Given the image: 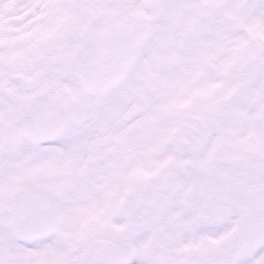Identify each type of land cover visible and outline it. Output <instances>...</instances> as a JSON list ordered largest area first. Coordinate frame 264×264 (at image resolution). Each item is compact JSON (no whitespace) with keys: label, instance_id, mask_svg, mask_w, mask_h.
Masks as SVG:
<instances>
[{"label":"snow or ice","instance_id":"snow-or-ice-1","mask_svg":"<svg viewBox=\"0 0 264 264\" xmlns=\"http://www.w3.org/2000/svg\"><path fill=\"white\" fill-rule=\"evenodd\" d=\"M0 264H264V0H0Z\"/></svg>","mask_w":264,"mask_h":264}]
</instances>
